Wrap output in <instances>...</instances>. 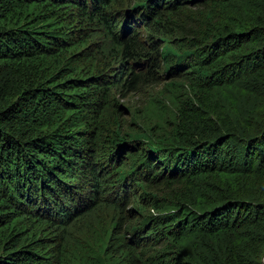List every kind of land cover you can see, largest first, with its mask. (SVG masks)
<instances>
[{"label": "trees", "instance_id": "trees-1", "mask_svg": "<svg viewBox=\"0 0 264 264\" xmlns=\"http://www.w3.org/2000/svg\"><path fill=\"white\" fill-rule=\"evenodd\" d=\"M137 1L0 0V264H264V0ZM162 55L193 91L174 144L109 138ZM108 202L145 221L69 239Z\"/></svg>", "mask_w": 264, "mask_h": 264}, {"label": "rangeland", "instance_id": "rangeland-1", "mask_svg": "<svg viewBox=\"0 0 264 264\" xmlns=\"http://www.w3.org/2000/svg\"><path fill=\"white\" fill-rule=\"evenodd\" d=\"M139 32L146 43L151 35L156 36L145 27ZM157 39L163 43L161 51L172 50L168 39L166 42L162 37ZM168 56L162 55L161 60L152 68L143 65L133 69L132 72L138 78L132 85L123 87L126 78L129 79L126 76L117 87L112 88L111 104H118L120 113H115L110 118L107 132L109 138L140 141V145L145 146V151H157L174 144L170 133L175 124L177 109L186 99L192 98L193 91L184 78L168 73L171 66ZM114 66L117 69L120 67L117 64ZM138 189L141 194L145 191L143 187ZM129 206L138 208L136 204ZM144 221L143 210H140L136 218H132L127 214H120L113 203H102L75 220L68 227L67 235L69 239H81L87 244H93L97 240L96 235H101L103 231L114 230V233L121 235L128 225L138 227Z\"/></svg>", "mask_w": 264, "mask_h": 264}]
</instances>
